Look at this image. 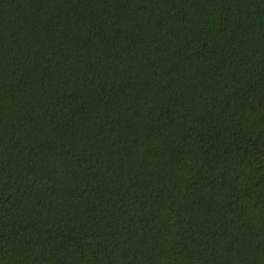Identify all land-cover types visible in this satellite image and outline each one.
Returning <instances> with one entry per match:
<instances>
[{
	"label": "trees",
	"instance_id": "trees-1",
	"mask_svg": "<svg viewBox=\"0 0 264 264\" xmlns=\"http://www.w3.org/2000/svg\"><path fill=\"white\" fill-rule=\"evenodd\" d=\"M0 264H264V0H0Z\"/></svg>",
	"mask_w": 264,
	"mask_h": 264
}]
</instances>
